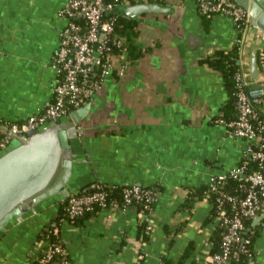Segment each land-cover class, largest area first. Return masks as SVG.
Instances as JSON below:
<instances>
[{"label":"crops","instance_id":"1","mask_svg":"<svg viewBox=\"0 0 264 264\" xmlns=\"http://www.w3.org/2000/svg\"><path fill=\"white\" fill-rule=\"evenodd\" d=\"M66 1L0 0V123L22 121L51 99L50 62ZM137 3L160 10L134 18L135 43L145 51L127 76L104 77L83 104L88 109L78 123L81 134L73 139L72 190L92 182L160 184L147 219L150 232L143 237L134 207H107L64 222L60 238L72 264H136L139 250L142 264H205L217 226L212 207L202 199L183 202L189 190L208 185L212 174L235 167L246 143L210 121L229 96L221 73L205 58L239 37V64L245 81L255 86L264 81V63L257 62L253 72L251 59L264 52V31L249 15L241 32L225 14L213 15L206 27L195 0H123L115 10L122 13L123 6ZM257 107L264 114V96ZM62 199L51 197L6 227L0 264H32L36 235ZM249 228L254 257L264 264V212L250 219Z\"/></svg>","mask_w":264,"mask_h":264},{"label":"built area","instance_id":"2","mask_svg":"<svg viewBox=\"0 0 264 264\" xmlns=\"http://www.w3.org/2000/svg\"><path fill=\"white\" fill-rule=\"evenodd\" d=\"M195 2L200 14H225L232 18L238 29H241L242 22L246 25L247 11L233 0ZM114 9L115 5L105 0H67L64 3L59 13L65 23L59 31L58 45L50 62L54 72L52 97L45 106L22 121L0 123V153L9 148L14 139L25 138L29 131L68 117L100 88L104 77L112 73L120 78L127 76L132 62L127 58L126 52H111L113 47L120 48L123 44L122 39L116 37L113 31V18L110 14ZM234 44L239 46V37ZM258 55L261 60L264 58V52L261 51ZM235 80L238 87L235 101L237 117L220 124L225 126L229 137L243 139L246 143L235 167L209 177V191L217 194L213 219L217 224L226 226V231L222 237L221 251L208 252L205 264L230 263L231 246L235 243L249 257L244 264L257 263L254 254L252 257L246 247L250 240L242 232L245 230L244 220L264 212V120L259 119L254 109V105L264 96V81L255 86L248 85L242 68L236 72ZM254 164L257 167L250 169ZM227 179L237 182L230 192L221 188ZM123 194L127 204L131 198L144 196L145 207L157 196L155 189L142 191L138 185L125 188ZM105 197L106 193L103 191H71L66 197L65 215L73 219L91 209L94 203H103ZM204 200L208 203L207 198ZM110 207L120 208L116 204ZM144 216L141 212L140 217ZM54 232H58V228ZM41 248H46L45 255L40 259L42 264H48L55 253L67 252L66 247L60 243L52 244L42 240L35 242L32 258L36 257ZM59 264L69 263L64 260Z\"/></svg>","mask_w":264,"mask_h":264},{"label":"water","instance_id":"3","mask_svg":"<svg viewBox=\"0 0 264 264\" xmlns=\"http://www.w3.org/2000/svg\"><path fill=\"white\" fill-rule=\"evenodd\" d=\"M248 10L251 23L264 31V1L233 0ZM160 8L152 3L123 6L124 15L135 18ZM252 70L256 71V56L252 57ZM239 64V60L237 61ZM88 104L74 109L68 117L49 122L31 130L25 138L14 139L11 146L0 153V235L14 220L34 211L47 199L66 198L74 185L75 154L73 139L81 131L78 123L83 119Z\"/></svg>","mask_w":264,"mask_h":264},{"label":"trees","instance_id":"4","mask_svg":"<svg viewBox=\"0 0 264 264\" xmlns=\"http://www.w3.org/2000/svg\"><path fill=\"white\" fill-rule=\"evenodd\" d=\"M106 2H112L115 5V9L122 6L123 0H105ZM114 9V12L110 14L113 18V31L116 37L122 39V46L120 48L113 47L111 52H121L122 50L126 52L127 58L132 62L136 58L140 57L145 49L140 48L136 43V37L138 36V29H137V20L134 18H130L123 13H117ZM198 10V8H197ZM200 14V13H199ZM205 26L207 27L209 19L212 17L211 15L206 16L204 14H200ZM245 24L242 22L240 25V32L243 30ZM238 45L235 44L230 48L226 49H215L209 56L205 58V62L212 68L219 71L223 77L224 86L227 90V94L229 99L221 108L220 114L211 118V122L215 123H226L232 120H235L237 117V111L235 108V101H236V93H237V85L235 80V74L237 71L240 70L241 66L237 63L239 60L238 54ZM257 62L262 61L264 63V58L261 60L259 55H256ZM255 112L259 119L264 120V114L261 113L257 107V104L254 105ZM20 122V121H19ZM2 123H12V122H2ZM0 130V135H1ZM257 164H254L250 167V169L256 168ZM264 172V171H263ZM237 182L235 180L227 179L226 183L223 184L221 187L225 191H231V188L235 186ZM132 185H123V184H106L102 182H92L88 183L78 189L79 193H91L93 191H103L106 193V197L103 203H94L92 208L89 210L84 211L81 215L70 219L65 215V206L67 203V198L62 199L58 203V209L55 216L41 229L38 231L35 241H47L48 243L58 244L65 246V243L60 238L59 228L64 222H77L79 219L82 218H89L95 215L97 212L101 211L104 208L110 207L112 205H118L120 208H125L127 206L134 207L137 213L143 212L145 214L142 219H140V227L142 229V235L147 236L150 232V226L147 218L150 213H153L155 209L156 202L158 200V196L162 190V186L160 184H153V185H138V188L142 191L144 190H156V199L152 202H149L148 206L145 207L146 201L144 196L141 198H131L130 202L127 204L124 200L123 191L125 188H129ZM216 193H211L209 191V185L204 187H200L198 189L189 190L186 199L184 200L183 204L185 206L190 204V200L194 199L204 200L207 198L208 203L211 205V218H214L215 215V198ZM250 219L244 220L245 230L242 232V235L249 238V243L246 247L249 249L251 256L253 257L254 250H253V239L255 234L249 228ZM58 228V232H54V229ZM226 231V226L222 224H217L215 231L213 232L209 242V253H218L221 251V242L222 237ZM46 248H41L35 258L32 259V264H42L40 259L43 258L45 255ZM144 259L143 252L141 250L138 251V258L136 264H142V260ZM249 257L246 254L242 253L240 249V245L235 243L231 246V253H230V263L231 264H244ZM67 261L69 264H72L68 252L62 253H55L48 261V264H59L61 261ZM180 264V263H178ZM258 264V263H255Z\"/></svg>","mask_w":264,"mask_h":264}]
</instances>
